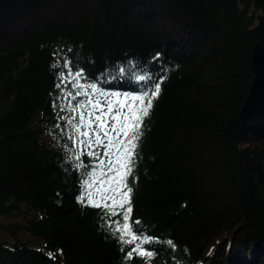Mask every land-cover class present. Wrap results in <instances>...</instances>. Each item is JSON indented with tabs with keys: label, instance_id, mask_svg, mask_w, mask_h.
<instances>
[{
	"label": "trees",
	"instance_id": "obj_1",
	"mask_svg": "<svg viewBox=\"0 0 264 264\" xmlns=\"http://www.w3.org/2000/svg\"><path fill=\"white\" fill-rule=\"evenodd\" d=\"M258 42L264 0H0V264H147L78 201L95 161H68L69 70L121 96L164 77L128 178L150 264H264V145L238 116Z\"/></svg>",
	"mask_w": 264,
	"mask_h": 264
},
{
	"label": "snow or ice",
	"instance_id": "obj_2",
	"mask_svg": "<svg viewBox=\"0 0 264 264\" xmlns=\"http://www.w3.org/2000/svg\"><path fill=\"white\" fill-rule=\"evenodd\" d=\"M68 66L66 61L65 67ZM81 77L82 71L73 74L69 70L68 77L61 73L62 84L66 80H75L73 87L79 89L75 95L66 93L67 104L61 109L63 111L67 108L72 113L67 118V129L70 132L65 133L71 140L68 161L74 162L77 169L85 167L82 156L93 157L95 161L92 170L87 173L88 179L82 184L83 191L78 201L105 210L109 218L107 228L121 243V251L130 246L125 255L126 260H131L135 255L150 264L154 252L148 251L145 245L153 243V239L134 227L140 221L132 220L133 190L128 186V178L135 167L144 120L150 115L154 101L160 95L164 77L148 86L150 90L123 96L100 92L95 84L87 86L91 90L89 92L79 84ZM77 96H86L87 99L73 104ZM101 98L107 99L102 102ZM100 147L104 149L103 156L98 151Z\"/></svg>",
	"mask_w": 264,
	"mask_h": 264
},
{
	"label": "water",
	"instance_id": "obj_3",
	"mask_svg": "<svg viewBox=\"0 0 264 264\" xmlns=\"http://www.w3.org/2000/svg\"><path fill=\"white\" fill-rule=\"evenodd\" d=\"M253 77L240 111V131L245 140L264 145V43H256L251 53ZM56 264H64L57 261Z\"/></svg>",
	"mask_w": 264,
	"mask_h": 264
},
{
	"label": "rangeland",
	"instance_id": "obj_4",
	"mask_svg": "<svg viewBox=\"0 0 264 264\" xmlns=\"http://www.w3.org/2000/svg\"><path fill=\"white\" fill-rule=\"evenodd\" d=\"M61 8H64L63 7V5H62V3H61V5L59 4V3H57V2H55L54 4H49L48 5V7H46V8H44V9H42V10H37V11H33L31 14H29V15H27V16H25L26 17V19L24 20L25 22H23L22 20H20V21H22V22H20V23H18L17 24V29H20V28H22V27H24L25 25H27V24H24V23H26V22H35V21H40L41 19H44V18H46V17H48V16H50V15H52V14H54V13H56L57 14V12L61 9ZM50 13V14H49ZM49 14V15H48Z\"/></svg>",
	"mask_w": 264,
	"mask_h": 264
}]
</instances>
